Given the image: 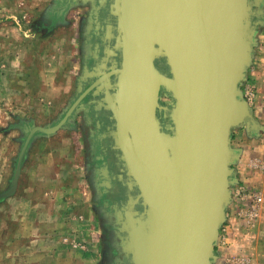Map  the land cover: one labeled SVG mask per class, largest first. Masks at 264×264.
Segmentation results:
<instances>
[{
    "label": "water",
    "instance_id": "95a60500",
    "mask_svg": "<svg viewBox=\"0 0 264 264\" xmlns=\"http://www.w3.org/2000/svg\"><path fill=\"white\" fill-rule=\"evenodd\" d=\"M100 5L116 20L117 26L109 25L111 53L121 58L113 61L115 83H109L99 108L112 113L110 137L128 175L127 199L117 211L126 234L123 250L131 264H215L238 180L234 165L242 156L232 146L234 132L264 131L242 89L264 27V0H100ZM92 89L59 124L26 128L11 187L0 199L17 192L35 135L63 128ZM162 89L174 100L165 115L169 123L158 115L167 109Z\"/></svg>",
    "mask_w": 264,
    "mask_h": 264
},
{
    "label": "rangeland",
    "instance_id": "374dc122",
    "mask_svg": "<svg viewBox=\"0 0 264 264\" xmlns=\"http://www.w3.org/2000/svg\"><path fill=\"white\" fill-rule=\"evenodd\" d=\"M60 1L31 0L29 4L26 2L22 4V1L18 0V9L14 8V2L11 1L12 3L8 2L10 6L8 7L7 3L6 9H4L7 16L0 18V194L11 187L18 158L28 139L26 128L57 125L59 121L63 120L65 113H68L73 107L71 104L76 94L77 85L79 91V85L83 78L82 16L87 13L88 7L73 6L64 18H58L53 10L57 9ZM255 52L257 53V51ZM160 66H164L163 63ZM253 66L254 64L249 69L248 81L242 88L244 97L248 86H250L251 79L249 77ZM21 74L28 75V78L34 81H37L38 76L39 85L35 83L34 88L29 89L35 93H40V85L44 84L48 78L49 84L51 85V80L54 79L57 87L63 86L66 82L71 83V93L65 96L55 93L57 96L45 97L49 104L44 102L45 98L40 97L39 100H35L37 101L35 106L32 104L29 106V101L20 94H27L21 86L31 83V81L24 76L21 79L23 83L21 80L17 81ZM42 108H46V110ZM82 120V117L76 114L69 124L64 125L56 133L50 136L38 133L32 142L45 138L52 140L48 143L47 148L42 149L55 154L57 160H61L62 168L75 170L78 186H83L86 191L82 202L86 207L89 221L96 222L98 230L101 231L98 220H94L95 212L92 208L94 195L87 172L89 146L86 138L87 133L82 129ZM242 135V129H237L234 132L232 146L235 149L241 148ZM31 145L32 143L26 152L24 161L28 158ZM35 150L36 146L33 152ZM52 159L53 157H50V161ZM238 167L239 163H236L234 169L237 178H239ZM244 184H247L245 178L238 179L232 187L233 201L228 208L227 222L221 229L217 243L218 259L215 264H264V210L253 223H249L241 217L237 192ZM79 191L80 189H78ZM4 200L6 198L0 199V203ZM4 206V203L0 204V208ZM95 215L97 216L96 213ZM102 234H104L103 229ZM241 236L243 237L241 241L246 239L250 242L248 253L242 252L243 250L231 253L230 248L233 246L234 240L231 242L227 240L231 238L238 241ZM104 252L103 241V264L105 263Z\"/></svg>",
    "mask_w": 264,
    "mask_h": 264
},
{
    "label": "crops",
    "instance_id": "0c3cea01",
    "mask_svg": "<svg viewBox=\"0 0 264 264\" xmlns=\"http://www.w3.org/2000/svg\"><path fill=\"white\" fill-rule=\"evenodd\" d=\"M11 1L17 8L18 0H0V18L7 16L4 9ZM21 1L22 4L31 2ZM257 38V53L248 87L255 94L250 103L254 115L264 126V27ZM22 76L30 80L28 75L21 74L17 81L23 79ZM36 79L22 84L25 88L21 86L27 94L20 95L29 101V106H35V100L40 97L51 98L56 94L65 96L71 93V83L57 87L51 78V85L49 78L40 85V93L30 91L35 83L39 85L38 76ZM46 98L44 102L49 104ZM242 132L243 144L237 148L242 151L241 159L237 162L238 179L245 178L248 185L259 188L264 194V131L260 135L249 134L244 129ZM37 140L32 142L31 151L23 163L17 192L0 203L5 204L0 208V264H102V233L96 222L89 221L82 202L86 191L83 186H78L75 170L62 168V162L57 160L55 154L42 149L48 147L51 139ZM50 157H53L52 161ZM255 163L258 164L257 168L252 166ZM94 218L98 220L95 213ZM241 238L238 241L227 240H234L231 253L240 250L248 253L250 242L246 239L241 241Z\"/></svg>",
    "mask_w": 264,
    "mask_h": 264
},
{
    "label": "flooded vegetation",
    "instance_id": "af4514ba",
    "mask_svg": "<svg viewBox=\"0 0 264 264\" xmlns=\"http://www.w3.org/2000/svg\"><path fill=\"white\" fill-rule=\"evenodd\" d=\"M77 5L88 7L87 13L82 16L83 32L81 35L82 76L87 79L80 82L83 84L82 91H78L77 85L71 107L78 103L82 95L91 87L93 89L80 101L76 113L69 118L65 125L69 124V121L78 114L83 119L82 129L87 133H85L89 146L87 172L94 195L93 209L97 214L95 216L101 225V233L102 229L104 230V234H102V243L104 241L105 249L104 264H130V258L123 250L126 234L121 229L117 213L127 199L125 182L128 175L119 158V152L113 148L114 141L110 137V130L115 122L112 119V113L104 108H99V102L104 101L107 96L109 83H115V77L111 74L114 67L113 61L121 62L119 56L111 53L114 50L115 41L111 39L109 25L117 26V23L111 15L109 7H101L100 0H61L57 9L53 11L58 18H64L69 9ZM106 58L110 59L107 61L106 68L100 76L96 75L97 69L102 67ZM158 67L170 75L168 68L160 66V64ZM100 88H104V90L99 91ZM110 91L112 92V90ZM160 98L163 106L167 109L159 110L158 115L164 123H169V119L165 115L169 113L174 101L164 89L160 92ZM103 235H105L104 238Z\"/></svg>",
    "mask_w": 264,
    "mask_h": 264
},
{
    "label": "built area",
    "instance_id": "2783aa9c",
    "mask_svg": "<svg viewBox=\"0 0 264 264\" xmlns=\"http://www.w3.org/2000/svg\"><path fill=\"white\" fill-rule=\"evenodd\" d=\"M255 97L253 89L248 87L245 92V99L251 103ZM253 168H257L258 164H252ZM237 195L239 197V214L249 223L255 222L264 210V194L255 186L244 184Z\"/></svg>",
    "mask_w": 264,
    "mask_h": 264
}]
</instances>
